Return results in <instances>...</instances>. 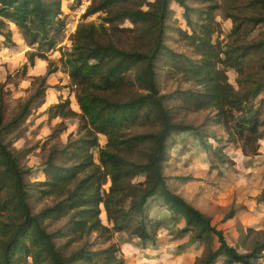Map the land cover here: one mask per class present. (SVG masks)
Wrapping results in <instances>:
<instances>
[{
	"label": "trees",
	"instance_id": "obj_1",
	"mask_svg": "<svg viewBox=\"0 0 264 264\" xmlns=\"http://www.w3.org/2000/svg\"><path fill=\"white\" fill-rule=\"evenodd\" d=\"M63 1L0 0L3 45L14 46L13 24L31 51L26 56L28 64L47 60L63 37ZM171 1L183 9L189 31L177 27L173 32L189 49V56L176 54L163 43L170 30L165 20ZM134 2L91 0L83 19L103 14L101 22L79 23L69 51L60 58L70 86L75 87L79 113L70 109L68 100L49 107L48 113L61 119L76 116L80 128L74 140L53 150L43 164L45 180L36 182L33 190L39 199L53 204L38 214L28 201L24 177L30 171L19 166L0 137V215L6 213L13 219L0 224V264H124L117 245L109 243L111 237L125 233L154 244L160 222L150 213L159 207H165L169 219L184 222L181 234L205 245L195 264H264V229L248 228L239 251L228 244L209 217L168 187L163 174L166 144L174 134L192 132L201 150L221 165L230 161L225 153L228 145L240 147L247 156L255 153V145L264 137V98H260L264 92V38L246 43L240 37L246 38L247 25L264 27V0L252 2L257 11L252 16L245 18L237 9L223 15L232 22L231 41L226 42L213 39L220 33L217 0H195L200 6L196 8L188 7L184 0H154L147 11L131 8ZM124 21L142 33L148 43L144 52L122 50L110 40L111 34L132 31L119 28ZM157 62L190 85L178 93L175 109L187 114L214 113L215 124L226 136L224 145L214 146L209 142L216 141L214 135L175 121L166 106L167 97L159 94L155 82ZM254 67L260 78L253 74ZM228 69L237 73V88L228 81ZM44 81L39 89L42 97L47 89ZM22 119L23 115L18 121ZM15 122L9 127L16 126ZM140 129L143 131L135 132ZM99 136L106 139L103 146ZM137 177L144 179L136 182ZM56 219H66L65 232L49 233L42 226L44 220ZM93 234L108 245L95 249L88 242ZM62 239L66 243L57 245L56 240Z\"/></svg>",
	"mask_w": 264,
	"mask_h": 264
},
{
	"label": "rangeland",
	"instance_id": "obj_2",
	"mask_svg": "<svg viewBox=\"0 0 264 264\" xmlns=\"http://www.w3.org/2000/svg\"><path fill=\"white\" fill-rule=\"evenodd\" d=\"M67 1V2H66ZM62 2V18L65 21L63 37L54 52H51L47 60L35 59L33 65H29L27 47L20 32L13 35V40L23 42L25 52L12 51L8 47L0 46V137L9 150L14 152L20 167L30 171L26 175L25 183L28 191V201L34 214H38L43 208L53 204L52 200H41L33 190L36 182L44 181L42 173L44 162L50 157L53 150L64 148L69 140H74L80 128L79 118L61 119L51 117L48 108L64 100L70 102V109L79 113L74 98L75 87L70 86V81L65 73L61 61L63 53H67L71 47V36L81 22H93L98 25L103 14H96L86 19H77L75 9L77 1L66 0ZM69 1V2H68ZM190 8L200 7L195 0H184ZM220 4L216 14V21L220 26V33L214 36V40L231 41L228 35L232 29V22L223 19L224 14L233 13L236 9L243 12V17L256 14L252 6L254 0H217ZM154 0H135L131 8L149 10V5ZM171 10L165 25L170 27L165 33V43L176 54L190 55L188 48L178 41L174 28L189 31L183 19V9L174 1L169 3ZM121 29L132 30L117 32L110 35L120 49L125 51L144 52L147 42L143 41L142 33L133 25L124 21ZM247 36L240 37L246 43L259 41L264 38V27L251 28L246 26ZM20 44V43H19ZM16 43H14L15 47ZM147 49V48H146ZM51 71L50 73H48ZM155 82L161 96L167 97L166 106L170 110L175 121L197 129L201 134L214 135L216 141L210 139L214 146L225 144V133L215 124L214 113L200 111L187 114L175 109L178 105L179 92L190 88L177 74L169 71L162 62L155 66ZM228 81L237 88V73L228 69L226 71ZM253 74L260 78L258 68L254 67ZM44 81L46 90L43 97L39 93L41 81ZM177 92V93H175ZM169 97V98H168ZM264 98V92L260 95ZM27 108L26 114H22ZM23 115L24 121H18ZM14 120L18 126L10 128ZM143 130H135L141 132ZM133 133V129H131ZM264 132V128L261 129ZM220 140V142H217ZM106 139L99 136V144L104 145ZM249 152L253 150L249 147ZM225 153L229 158L226 164H217L211 160L199 147L192 132L174 134L166 144L163 161V174L166 177L168 187L185 202L210 218L211 224L222 232L225 240L233 247L242 251L244 235L248 228L254 231L264 229V137L255 145V153L247 156L242 153L240 147L228 145ZM97 161V155H94ZM143 177H137L136 182L143 181ZM108 185L103 188L106 189ZM154 205V204H153ZM155 206V205H154ZM150 216L160 222L156 242L142 243L139 239L128 234H115L109 243H114L119 248L120 256L124 264H195L202 256L205 245L193 241L188 234H181L184 227L183 221L169 219L165 207L154 208ZM104 225H108L105 215H101ZM9 214L0 215V224L9 223ZM42 226L49 233L58 230H66V219L44 220ZM252 235H250L251 237ZM78 244H73L69 250L75 249ZM88 242L94 244L95 249L104 248L108 243L96 240L93 234ZM66 243L65 239L56 240L57 245ZM216 264H220L217 261Z\"/></svg>",
	"mask_w": 264,
	"mask_h": 264
},
{
	"label": "built area",
	"instance_id": "obj_3",
	"mask_svg": "<svg viewBox=\"0 0 264 264\" xmlns=\"http://www.w3.org/2000/svg\"><path fill=\"white\" fill-rule=\"evenodd\" d=\"M90 3H91V0H78L77 6L75 9V15H76L77 19L84 16V14L87 11Z\"/></svg>",
	"mask_w": 264,
	"mask_h": 264
},
{
	"label": "crops",
	"instance_id": "obj_4",
	"mask_svg": "<svg viewBox=\"0 0 264 264\" xmlns=\"http://www.w3.org/2000/svg\"><path fill=\"white\" fill-rule=\"evenodd\" d=\"M67 2V1H66ZM69 2V1H68ZM63 16V15H62ZM10 29L14 35V32L17 33L19 32L17 30V28L13 25V24H10ZM13 37V36H12ZM13 39V38H12ZM19 40V38H18ZM16 41V40H13L14 43H16L15 47H9L12 51H16V50H20V51H23V53L25 52V49L26 47L23 45V42H20V41ZM20 43V44H19ZM0 46L3 47V39L0 37ZM41 61V60H40Z\"/></svg>",
	"mask_w": 264,
	"mask_h": 264
}]
</instances>
